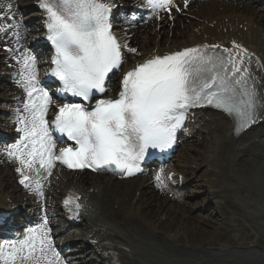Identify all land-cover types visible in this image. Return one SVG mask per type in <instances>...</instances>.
<instances>
[{"label":"bare ground","instance_id":"6f19581e","mask_svg":"<svg viewBox=\"0 0 264 264\" xmlns=\"http://www.w3.org/2000/svg\"><path fill=\"white\" fill-rule=\"evenodd\" d=\"M127 1L138 2L139 11H145L141 7L145 0ZM193 1L177 0L178 4L168 13L174 16L172 21L162 20V24L154 31L151 29L156 27V24L151 28L148 27L163 16L160 13L155 16L150 9L145 11L148 14L146 17L148 22L132 19L122 21L120 39L122 37L128 40V44L136 47V52H138L137 57L131 59L130 64L124 68L122 77L138 64L157 55H171L186 48L220 50L224 53H226L225 49H228L235 53L237 49L234 45H240L250 54L244 59L256 68L258 81L264 93V13L256 9L250 3L254 1L250 0L235 8L217 3L216 11L203 13L205 12L203 10L200 16L190 12L189 8L184 13V6L191 5ZM102 2L107 4L111 10L119 8L117 7L118 0H102ZM6 3L0 0V27L7 30L9 25H13V28L4 33L6 36L12 35L11 38L3 41L1 38L4 39L6 36L0 37V102L1 104L21 102L19 106H22V111L25 112L24 106L28 102V95L21 86L23 81H21V75L19 76V71L22 72L23 58L29 52L28 46L33 52L39 47L40 55L43 57L47 50L38 43L35 37L41 33L39 26L32 27L29 31L25 27L27 23L20 27L16 23L18 25L23 23L24 13L28 14L32 12V9L36 13L33 14L34 17L29 16L32 19L28 23L38 22L42 16L37 14L40 1L20 0L18 4L24 3L23 8L21 10L12 8L10 12L6 10L17 4ZM178 8H182V12H179ZM185 14H187L185 17L191 20H184L187 24L186 31L181 34L180 39H174L178 36L174 29L170 32V38H167L168 42L165 46L161 47L158 43L150 45V36L160 40L164 37L161 29L166 27L164 23L172 22L176 28L177 19ZM125 26L129 28L123 29ZM130 29L132 30L128 31ZM149 46L151 48H148ZM45 67L46 64L35 62L36 72L45 70ZM36 79L40 81L41 76L36 75ZM111 88L110 85L109 90ZM51 100L52 103L46 116L49 123L54 119L53 110L57 107L54 97H51ZM2 110L4 112V109ZM191 114L186 119V126L181 130L180 136L184 139L192 138L194 131H199L200 127L205 126L207 135H211L208 138V146L203 151L201 159H197L190 156V153L193 154L195 150L192 144H188L181 156L182 159H188V165L181 167L180 172L167 168L161 176L162 183L156 180L154 170L139 171L131 176L116 171L111 173L102 170L104 174H100L99 177L66 172L67 177L58 175L59 178L52 172V167L51 175L43 168H40L37 174L35 170L21 165L15 156L7 155V149L12 145L9 143L12 136L16 134L18 138L21 137L20 131L11 132V135L6 138L7 143L0 144V216L3 215V211L7 213L12 210L16 213L21 209L20 205L33 203V199L29 198L24 188L19 189L15 186V183L23 178L21 173L17 172V168L33 180L32 183L26 181L32 188L35 189L36 181H39L41 190L47 186L52 187L48 194V197H51L49 200L51 204L56 198L55 193H61V196L65 194L66 197L72 194L74 203L80 205L79 209L74 207L72 210L74 212L72 226L64 230L62 228V232L57 236L48 233L52 246L55 245L58 251H61L62 257L57 259L54 249L51 248V250H46L48 259L41 258L29 264H65L67 262L88 264L92 262V257L87 255V248L96 252L95 263L97 264H238L235 261H227L229 251L221 245L223 240H228L229 234L236 231L230 225L232 220L239 226L241 223L238 218H241L246 224L245 229L253 234L263 228L260 222L258 224L254 222V215L261 216L260 221L264 223L262 219L264 209L253 199L255 192L249 188L247 180L256 183L258 179L264 185V114L258 125L237 138L231 135V123L225 117L206 113L203 110ZM8 116L9 121L13 122L16 116L15 110L10 109ZM28 116L27 112L26 117ZM1 122V128L7 131L9 128L12 131L13 123L9 126L8 121ZM53 151H57L56 145ZM14 165L16 167L12 170ZM35 167L39 168V165ZM201 167L203 168L201 176L196 177L195 174ZM56 169L63 171L60 168ZM184 170L186 176L183 175ZM179 177L185 185L194 186L197 189L196 193L200 192L198 196L208 197L206 202L196 207L199 208L198 210L212 208V214L209 211L207 214L211 218H217L215 221H219L220 225H216L217 230L211 228L210 234L206 232V228L211 225L208 220L206 223H201L202 226L195 225V217H190L189 213L196 207L186 202L180 203L177 193L172 190L171 185ZM190 178L192 180H189ZM199 178H203V183L207 185L199 187L197 185ZM230 180H234L236 185L232 183L230 186ZM237 185L244 189V198L235 197V192L238 190L235 188ZM186 197L188 198V195L185 194L182 198ZM55 208H58L57 203H55ZM176 210L184 214V216H179L183 221L182 225L179 224L180 219L176 217L179 214ZM72 229L80 233L75 234L76 231L72 232ZM207 234L209 237H206ZM6 235L10 237L9 234ZM85 240L88 244H84ZM214 243L218 246H211ZM206 245L209 248H205ZM69 247H75L77 255L64 257L63 249L66 253L74 252V250L67 251ZM222 248L223 253L219 254L218 251ZM37 256H40L39 252ZM243 256L247 261L243 263L245 259L241 260L242 264H256L259 260L253 253L243 254Z\"/></svg>","mask_w":264,"mask_h":264},{"label":"snow or ice","instance_id":"6c2138e0","mask_svg":"<svg viewBox=\"0 0 264 264\" xmlns=\"http://www.w3.org/2000/svg\"><path fill=\"white\" fill-rule=\"evenodd\" d=\"M172 4L173 0H147L153 10ZM41 7L47 12L48 39L56 50L51 75L62 83L64 92L84 101L94 91L104 93L109 73L122 64L121 45L109 23L110 7L102 0H41ZM234 47L235 53L225 49L226 56L209 55L201 48L154 56L124 74L117 98L98 99L91 110L81 103H64L51 125L46 119L51 97L39 87L36 58L25 56L21 86L28 95L24 108L29 116L20 120L24 127L18 131L23 135L9 146L8 155L37 174L43 168L51 175L54 161H60L69 169H107L131 176L141 171L140 162L149 148L172 147L191 108L211 105L233 116L238 132L246 129L258 118L257 90L250 84L249 61L244 59L250 54L240 45ZM53 128L75 147L55 154ZM162 171L156 175L160 183ZM17 172L23 177L20 183L29 187L26 181L31 178L20 168ZM35 190L43 196L39 181ZM64 203H74L72 194ZM74 206L80 208L78 203ZM48 231L45 218L43 224L27 229L23 239L0 243V264L48 259L46 250L52 248ZM54 255L59 258V253Z\"/></svg>","mask_w":264,"mask_h":264},{"label":"rangeland","instance_id":"374dc122","mask_svg":"<svg viewBox=\"0 0 264 264\" xmlns=\"http://www.w3.org/2000/svg\"><path fill=\"white\" fill-rule=\"evenodd\" d=\"M126 2H120V7H128L127 4H125ZM214 2L211 3V6H207V5H203V6H197V5H191L189 6V10L190 12L196 14V16H200L203 12V10H205V12L203 13H207L209 11L213 12V11H216V7L215 5L213 4ZM215 7V8H214ZM122 11L121 10H117V13H118V17H120L122 15L121 13ZM26 13V12H25ZM189 14V13H188ZM27 15V14H26ZM25 15V16H26ZM187 15V14H185ZM185 15L179 17L177 20H178V25L180 24V27L178 28V25H176V28H174L173 24L171 23L170 25H167L166 24V27L165 28H162L163 30V33H164V37L162 38V40L160 39H157L153 36H150L151 37V40H150V45L154 44V43H158L159 45H161V47L165 46L168 42L167 38H170V32L173 31L174 29L175 30V33L176 35H178L176 38H174L175 40L177 39H180V36L181 34H183L186 29V21H190L191 18H188V17H185ZM27 18V17H25ZM28 20V19H26ZM186 20V21H184ZM33 27V24H29V29ZM169 32V34H168ZM148 48H151V46H149ZM133 49V48H132ZM135 49V48H134ZM132 54H134V52H131ZM131 54V55H132ZM128 63H124V65H127ZM114 83L118 84L117 80L114 81ZM1 102H0V109H1ZM2 112V111H0ZM3 116H5L4 114L0 113V121L3 120ZM205 130V129H204ZM0 132H5L3 131V128H0ZM9 132V131H8ZM207 132L206 131H202V132H199L195 135L194 138L190 139V140H185L184 142H182V144L180 145L179 147V150H177L178 152L175 154L174 156V159H173V162L176 161V159H178V156L180 154H183L184 153V148L186 146V144H193V149L195 150V152L190 153V156L191 157H196L197 159H201V155L203 153V151L207 148L208 146V138L211 136V135H207L206 134ZM7 135V134H6ZM8 136V135H7ZM17 141H15L16 143ZM10 144H13V142L10 141ZM179 153V154H178ZM190 159V158H189ZM182 160L178 159V163H181ZM202 167L197 171V174H196V177L197 176H201V172H202ZM205 169V168H204ZM255 174V173H254ZM203 178H199V182H198V186L202 188L203 186V181H202ZM258 182L254 183L252 180H247V182L249 183V188L255 192V195L253 196V199L256 200V203L261 205L264 209V185L261 184V182L257 179ZM231 183L235 184V181L232 180L230 181ZM235 188H238V190H236V198H244L245 197V191L242 187L238 186L235 187ZM187 190H183L181 193L182 194H191V195H194L195 196V193H196V190L194 188V186H191V188L188 186L186 188ZM203 190V189H202ZM186 191H188L186 193ZM200 193V192H199ZM198 193V194H199ZM191 195H188L191 196ZM207 200V196H195L194 198H188V200H186V203H188V205L190 206H193L194 208L196 206L199 207L198 205V202L199 203H203L204 201ZM196 207V209H192L193 211L191 213H189V216H193L195 217V225H198V226H202L201 223H206V221L208 220V222L211 224L209 225L207 228H206V232L208 234L211 233L212 229L211 228H214L215 230L217 229L216 225H220L219 221H215V219L217 218H211L210 216H208L207 212L210 211L212 212L211 208L210 210H198L199 208ZM180 210H182V208H180ZM198 210V211H197ZM183 211V210H182ZM179 212L178 210H176V212H178L179 214L176 215V217L179 220V224L182 225L183 221L181 220V217H179L180 215H183V212ZM248 211H250V208H248ZM262 219H264V217H262ZM261 220V217L259 215H254V222L255 223H259L262 224L260 226H262V230H258V233H252L250 232L249 230L245 229L246 228V224L242 221V219H240L239 221L241 222V224L239 226H237V224L234 222L232 223L231 222V226L233 225V228H235L236 232L234 234H231L230 237L228 238V240H223L222 242V246H226L229 250H232L233 252H235L234 249H237V248H247V247H257L258 245H261L262 247H264V223L260 221ZM197 222V224H196ZM213 222V223H211ZM207 234L206 237H209ZM206 241H208L206 239ZM211 246H218L217 243H214L213 245ZM205 248H209L206 247ZM237 253V252H235ZM239 254V253H238ZM230 258V257H229ZM232 261H235L237 262L238 264H240V261H241V257H236V256H233V258H230Z\"/></svg>","mask_w":264,"mask_h":264}]
</instances>
